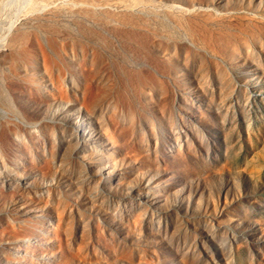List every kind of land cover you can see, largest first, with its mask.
<instances>
[{"label": "rangeland", "instance_id": "1", "mask_svg": "<svg viewBox=\"0 0 264 264\" xmlns=\"http://www.w3.org/2000/svg\"><path fill=\"white\" fill-rule=\"evenodd\" d=\"M140 1L150 4L158 14L167 15V28L172 34L170 40H160L162 44L158 41L168 49L160 52L156 44L159 50L152 54L158 62L154 61L155 76L161 88L150 104L144 94L138 98L140 121L151 130L144 140L136 141L140 150L137 156L116 166L117 174H122L121 183L133 184V188L146 193L145 207L139 211L129 209L133 193L123 192L116 203L104 202L101 206L106 221L81 208V213L93 217L85 235L81 233L84 229H76L71 252L74 255L77 246L83 247L85 251L77 249L75 255L79 253L78 258L84 256V260L76 256L71 259L65 252L69 261L67 257L64 260L71 261L68 264H264V0ZM28 2L0 0V76L10 85L12 94L23 86L17 91L19 96L16 92L9 95L12 100L16 98L13 96L19 97V101L14 99L15 105L36 121L37 111L31 100L38 99L37 82L51 75L49 82L53 77V86L60 87L50 83L45 90L56 89L63 97H70L71 83L82 98L83 90L99 82L95 77L89 79L90 64H82L81 60L84 53H98L104 61L114 59V53L98 46L99 51L92 53L73 47V43L85 41L73 19L54 16L44 23L61 28L63 35L55 31L62 36L56 32L51 35L45 25L46 32L39 29L27 20L31 0ZM59 2L54 6H64ZM170 5L184 10L170 15L164 10ZM155 29L163 33L161 27ZM16 31L29 34V41L23 44L28 47L22 45L19 50L21 58L33 57L28 60L31 63L26 62L28 65L25 59L17 61L16 66L9 61L13 48H8V40ZM105 33L102 30L101 35ZM53 43L57 44L55 49ZM26 53L31 56L28 58ZM157 57L163 60L164 70ZM119 58L115 59L123 63L121 55ZM47 64L52 70L44 74ZM56 67L64 79L61 85L55 82L59 77ZM136 67L131 64L132 69ZM12 80L14 87L17 84L13 90ZM26 80L33 81V85ZM44 109L47 111V107ZM5 226L2 232H6ZM6 229H12V225ZM80 236L89 243L78 240ZM61 262L65 263L63 259Z\"/></svg>", "mask_w": 264, "mask_h": 264}, {"label": "bare ground", "instance_id": "2", "mask_svg": "<svg viewBox=\"0 0 264 264\" xmlns=\"http://www.w3.org/2000/svg\"><path fill=\"white\" fill-rule=\"evenodd\" d=\"M57 1L65 3L64 6L55 7ZM27 9H29L27 20L36 24L39 29H43V25L47 26L48 28L45 27L47 30L44 29L47 32L51 30L49 31L51 35L58 28L44 23L54 16L77 21L76 29L85 41L82 44L73 43V47L85 48L92 53L99 51L96 48L98 46L106 53H114L112 55L114 59L109 61H104L98 53L90 55L84 53L81 60L82 64L83 62L90 64L89 79L95 77L99 82L96 87H87L83 90L82 98L74 91L77 90L75 84L71 83L73 95L70 97H63L62 91L56 92L54 88L53 92L47 88L45 90V86L51 87L50 83L53 86L51 82L53 77L49 82L51 75L45 73L50 69V66L47 68L49 65L47 64V69L43 73L49 78L43 77L40 83L37 82L36 87L39 92L32 89L40 96L39 98L37 95L35 97L38 99L31 100L37 111V115L35 111L32 112L36 115V121H31L34 116L29 119L26 113L23 115L19 109L20 105H15L14 101L19 98H17L19 89L16 91L15 88L17 84L14 87L15 82L13 80L14 83L11 81L13 84L10 82L11 89L15 88L13 94L15 92L18 94L13 96L16 98L12 100L9 95L10 85L0 76V264H59L62 259L64 262L67 261L64 260L67 255L69 258L71 256L78 258L79 253L75 255L77 249V252H80V248L83 250V247L77 246L75 254L71 252L77 239L76 229H84L81 233L85 235L93 217L85 216L80 212L81 208L89 210L96 218L106 221L104 216L106 213L101 206L108 202L116 203V197L123 192L133 193L127 205L129 209L137 208L139 211L140 208L145 207L143 197L146 193L141 189L133 188V184L121 183L122 174H117L116 166L124 163L126 158L137 156L140 150L136 141L144 140V136L151 130V127L144 126L140 121L138 98L144 94L148 101L146 103L150 104L153 102L155 92L161 88L156 82L155 62L157 61L154 60L156 57L153 58L155 54L153 52L159 50L158 48L163 52L161 50L166 45L163 44L161 47L160 40H170L172 34L167 28V15L158 14L154 11V7L140 0H31ZM164 10L174 15L184 9L178 5H170ZM43 13V16L49 17H43ZM156 26L161 27L163 33L156 31ZM102 30L106 31L105 35H101ZM24 32H12L11 38L9 36L8 48H13L9 61L15 66L17 61L25 59L21 58L23 54L19 50L30 37L26 39L29 34ZM58 32L62 34L61 28ZM58 32L56 33L59 34ZM55 43H53L54 49L57 45ZM53 48L50 47L51 50ZM167 49L168 47L163 50ZM62 52L64 53V50ZM29 54L24 55L28 57L34 53ZM120 55L124 60L123 63L115 59ZM59 58L61 61L62 58ZM28 60H33V57ZM28 60L25 59V63ZM157 60H161L160 65L164 70L163 60L158 57ZM132 63L137 64V67L132 69ZM56 65L58 67V62ZM102 70L104 71L100 72ZM57 72L60 78L57 77L58 81L55 82L58 84L64 79L60 68H57ZM82 73L85 75V72L81 71ZM38 79L40 80V77ZM74 81L73 83H76ZM31 82L33 85V81ZM62 83L64 82L60 85ZM56 87L59 89L60 86ZM26 98L29 100V97ZM31 101L29 100L28 103ZM43 106L47 107V111L43 110ZM104 147L106 150H102ZM51 181H54L52 185ZM45 182L50 186L44 185ZM4 224L9 229L12 225V229L7 230ZM3 225L6 227L5 233L2 232ZM85 238L87 239L86 236ZM81 239L84 238L80 236L78 240ZM87 241L88 239L85 242ZM72 257L71 259H74ZM69 258L66 259L69 261ZM81 258L78 260L81 261ZM68 263L71 261L63 264Z\"/></svg>", "mask_w": 264, "mask_h": 264}]
</instances>
